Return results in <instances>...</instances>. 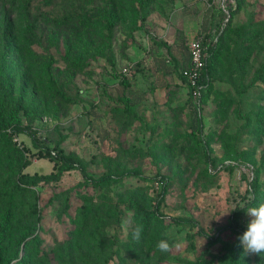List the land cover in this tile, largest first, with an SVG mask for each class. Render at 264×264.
Segmentation results:
<instances>
[{"label":"rangeland","instance_id":"1","mask_svg":"<svg viewBox=\"0 0 264 264\" xmlns=\"http://www.w3.org/2000/svg\"><path fill=\"white\" fill-rule=\"evenodd\" d=\"M46 1L0 0V123L16 103L29 109L17 138L0 137L12 195L0 218L20 174L57 175L25 187L36 216L13 240L33 230L36 264H264L237 240L264 202V0ZM199 37L214 57L196 107L179 73ZM41 148L79 168H54ZM134 199L156 211L148 226Z\"/></svg>","mask_w":264,"mask_h":264},{"label":"trees","instance_id":"2","mask_svg":"<svg viewBox=\"0 0 264 264\" xmlns=\"http://www.w3.org/2000/svg\"><path fill=\"white\" fill-rule=\"evenodd\" d=\"M46 3L52 4L53 0H47ZM204 44V43H203ZM208 59L205 68L202 70L200 78L198 79V85L202 86L200 102L205 98L207 94L211 82H212V59L214 57V48L207 47ZM190 57V55H189ZM189 66V65H188ZM187 66V67H188ZM185 67V68H187ZM121 73V71H120ZM122 76H124L121 73ZM180 78L185 81L182 77L181 73H179ZM126 77V76H124ZM186 83V81H185ZM187 85V84H186ZM127 87V83H125ZM0 90H1V97H0V104H4V100L8 93V86L5 81V75L3 72H0ZM1 106V105H0ZM199 107V104L196 105ZM20 112H23L24 115H29V109L26 106L21 105L20 103H16L12 105L9 114L3 118V121L0 123V137L7 138L9 140H13L17 138L23 132L24 127L21 124V120L18 116ZM25 152V147L22 145L21 148ZM28 151V150H27ZM43 151V152H41ZM39 158H51L54 161V168L58 166L59 168H73L78 167L76 159L63 154L61 151L54 153L52 150L47 148H41L38 151ZM81 174L85 177V172L82 168L79 169ZM57 175L51 172L49 175H27V174H20L17 179V183L14 184V189L11 192H17L18 198H16L12 202H8V211L3 214L0 218V264H36L37 261L36 257H33L31 253H29V248L26 251L27 242L26 239L30 238V243L33 246L35 245L36 239L31 238L33 235V230L28 228L26 233H22L20 237L13 240L12 235L14 230L17 226L24 223L27 226L31 223V221L36 216V201L35 197L32 198H25L26 195V188L30 186H35L40 182H51L56 180ZM111 180L110 176H104L98 180L90 181L93 184L99 183H106ZM167 180L165 177H158L153 180L152 190L157 195V202L163 200L164 194L167 189ZM159 183L160 187L156 188L155 184ZM7 188L5 186L0 188V203L3 202L6 198L12 196L6 191ZM12 206L13 211L15 212L16 216H12L9 207ZM133 208L135 214L138 218L148 226L152 221L157 218L156 211L148 212L146 211L141 203L137 200H133ZM159 217V216H158ZM161 218V217H159ZM179 222V221H176ZM240 233L242 234L246 229L244 227H237ZM14 241V249L12 251H8L7 245L9 242ZM22 247V248H21ZM21 248V249H20ZM24 250V252H23ZM8 252H11L10 254Z\"/></svg>","mask_w":264,"mask_h":264},{"label":"clouds","instance_id":"3","mask_svg":"<svg viewBox=\"0 0 264 264\" xmlns=\"http://www.w3.org/2000/svg\"><path fill=\"white\" fill-rule=\"evenodd\" d=\"M247 216L250 217V220L246 225V230L237 237L239 246L243 248L246 254H264V202L249 207ZM135 238H139L138 233ZM157 247L161 251H167L169 245L166 241L161 240Z\"/></svg>","mask_w":264,"mask_h":264},{"label":"built area","instance_id":"4","mask_svg":"<svg viewBox=\"0 0 264 264\" xmlns=\"http://www.w3.org/2000/svg\"><path fill=\"white\" fill-rule=\"evenodd\" d=\"M190 48V61L189 66L180 71L182 77L185 79L187 87L189 88L190 96L196 101V105L200 102L202 86L198 85V79L200 78L202 70L205 68L208 53L207 47L203 44L201 37L192 41L189 45ZM132 66L125 65L121 69V73L126 77L132 76ZM18 141V139H16ZM19 142V141H18ZM156 188H159V183L155 184Z\"/></svg>","mask_w":264,"mask_h":264}]
</instances>
